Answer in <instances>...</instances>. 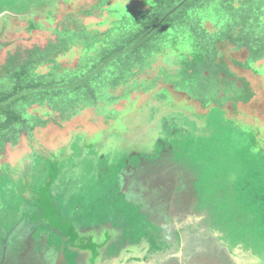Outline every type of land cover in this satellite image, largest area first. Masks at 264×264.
Segmentation results:
<instances>
[{"label": "rangeland", "instance_id": "374dc122", "mask_svg": "<svg viewBox=\"0 0 264 264\" xmlns=\"http://www.w3.org/2000/svg\"><path fill=\"white\" fill-rule=\"evenodd\" d=\"M94 1L0 0V10L4 12L3 15L0 13V21L7 17L14 20L15 24L27 19H30L31 25L35 24L30 26L35 31L29 34L20 28L16 30L17 33L10 36L5 34L1 39L0 72L8 50L14 51L12 48L39 45L43 49L55 37L53 33L56 28L76 31L78 27L73 21L92 25L101 22L106 13L99 16L93 10L91 17H85L88 15L83 13ZM133 4L130 1L125 4L118 1L113 6L125 11ZM261 21L263 24L256 26L248 23L246 27L254 31L245 28L241 34L245 37L249 34L258 38L262 36L255 46L264 50V16ZM14 23L7 21L9 29L14 28ZM205 26H209L208 23ZM98 28L103 30L105 26ZM211 33L213 36V31ZM171 43L173 47L174 43ZM241 45V41L234 44L224 41L215 45L216 62L225 69V72L220 73L221 76L229 75L237 81L245 77L246 73L237 65L245 57ZM2 52L5 55L2 56ZM76 57L63 55L59 64L74 68ZM117 63L122 65V61L111 60L105 67L107 75L115 72ZM159 65L160 62L155 66ZM258 72L264 74V68L258 69ZM159 75L160 72L154 68L143 73L139 77L141 80L144 78L155 84H150V90L146 93L139 90L129 100L117 101L112 107L115 112L110 118L101 102L94 105L85 102L81 106L82 111L71 116L52 112L49 100L43 104L33 102L32 113L38 119L24 116L22 129L11 126L4 133L19 131L18 144L21 145H8L0 160L4 166L0 170V220L3 225L8 228L19 218L26 224L33 210V199H27L26 182H22L27 179L19 182L10 179V172L19 167L27 152L35 169L28 175L29 191L33 195L47 196L51 211H55L47 221L50 228L41 225L40 234L53 238L51 242L54 244L60 240L56 236L59 234L57 231L64 227H73L72 232L78 233L80 228L84 233L89 228H96L92 220L83 225L80 221L85 215H90L93 206L81 204L85 197L95 201L100 197L104 216L94 221L100 226L108 224L107 220L117 226L131 224L128 219L126 222L123 217L119 218L114 213L116 209L110 207L113 203L108 202L106 194L112 187L114 190L110 195L114 192L111 197L115 199L121 197L123 200L127 196V201L140 203L144 198L142 201L145 204L140 206L141 214L145 219L162 225L157 229L153 227V236H143L151 242L152 249L147 250L141 260L121 261L123 264H237L240 260L238 264H252L251 259L256 258L263 262L264 132L258 135L254 126L246 128L239 114L243 110L231 109L234 104L243 108V103L257 96L253 89L256 83L246 80L240 85L236 81L241 95L235 102L225 103L224 99L216 102L217 94H211L206 95L205 99L210 98L213 102L196 103L186 101L188 99L183 93H179L172 84L161 81ZM251 76L253 80L257 79L253 74ZM169 81L173 83L175 79ZM102 82L100 87L109 85L113 92L118 91V87L107 83L106 79ZM76 96L71 95V98ZM39 108L50 110L52 114L42 119L36 112L44 114L45 110ZM24 145L30 149L33 147V150L25 152ZM42 168H46V171L43 172ZM15 172L18 177L12 179L27 176L23 168ZM232 186L243 190L237 194L238 198L229 196L233 194L229 192ZM229 201L235 207L228 208ZM76 206L80 209L78 212L75 211ZM3 207L11 211L9 214L14 213L11 219L4 220ZM105 213H110L111 219L105 217ZM40 217L43 218L39 212L36 216L32 215L34 222L41 220ZM157 231H164V235ZM76 238L69 240L70 234L66 233L62 241H65L66 246L67 240L71 242L69 244L75 245ZM91 239L90 236L82 240L80 238L81 242H90ZM122 245H118L116 252ZM117 254L114 253L113 257Z\"/></svg>", "mask_w": 264, "mask_h": 264}, {"label": "trees", "instance_id": "16d2710c", "mask_svg": "<svg viewBox=\"0 0 264 264\" xmlns=\"http://www.w3.org/2000/svg\"><path fill=\"white\" fill-rule=\"evenodd\" d=\"M118 1L134 4L124 11L113 6ZM87 9L83 12L88 15L85 17H91L93 10L99 16L103 13L107 15L94 25L73 21L78 27L76 31L56 28L53 33L55 38L48 41L46 48L35 45L33 48L24 46L12 49L14 51L8 50L0 72V153H4L8 145H18L19 131L4 133L11 126L22 129L24 116L31 119L36 117L31 109L33 102L43 104L49 100L52 112L66 116L81 112L85 102L93 105L101 102L110 118L115 112L112 107L117 101L129 100L139 90L146 93L150 90L149 85L155 84L154 81L149 83L139 78L151 68L160 72L161 81L172 84L178 91L185 92L200 103L204 100L213 101L205 99L206 95L211 94H217L216 102L219 99L229 100L221 96L229 93V87L233 88L232 101L235 102L241 95L240 87L231 76H221L220 73L225 72V69L216 62L215 45L224 41L231 44L241 41L243 49L249 51V59L256 62L264 59V50L255 46L262 36L258 38L249 34L248 40L241 34L248 23L250 26L263 24L264 0H95ZM206 23L209 26L206 27ZM99 26H105V29ZM31 29L30 26L27 28ZM171 42L174 43L173 47ZM63 55L77 56L76 66L63 67L59 64ZM111 60L122 61V65L117 63L115 72L107 75L104 69ZM158 62L160 65L155 66ZM237 65L246 68V64ZM173 78L175 82L170 83L169 80ZM104 79L118 87V91L113 92L109 85L100 87ZM243 79L239 78L237 83L243 85ZM71 95L77 96L71 98ZM39 109L45 110L44 114L36 112L42 119L52 114L45 108ZM242 191L232 186L229 192L233 194L229 196L238 198L237 194ZM34 196L37 198L31 204L36 206H33L25 229L26 233L33 229L35 236H38L42 229L35 228L41 225L50 228L47 221L55 211H51L47 196ZM227 206L235 207L232 201ZM37 212L43 218L34 222L32 215L36 216ZM123 219L127 222V218ZM12 224L8 227L9 233L17 228ZM71 231L69 226L64 227L57 231V236H64ZM74 237L70 235V239Z\"/></svg>", "mask_w": 264, "mask_h": 264}, {"label": "flooded vegetation", "instance_id": "af4514ba", "mask_svg": "<svg viewBox=\"0 0 264 264\" xmlns=\"http://www.w3.org/2000/svg\"><path fill=\"white\" fill-rule=\"evenodd\" d=\"M27 17H29V16H27ZM31 17H34V16H31ZM29 20L28 19L24 20V22L21 24H17V23L15 24L14 20L11 21V18L4 17L0 21V45L2 44L1 39L5 37V34H9V36L13 35V33L16 32V30L18 31V29H20V28L28 34L35 31V30H27V28L29 26H32L30 24ZM7 21L14 23L15 26L13 29L11 27H10L11 29H9V27H8L9 24H7ZM54 38H52V39H54ZM6 46H8V45H6ZM30 48H33V46ZM12 49L15 50V48H12ZM244 52H245L244 60L239 62L241 64H246V68H240V69H242V72L246 73L243 80L244 81L252 80L253 83H256V88H253V89L256 90L254 92L257 93V96H255V97L253 96V97H251L250 100L246 101L247 103H243L242 104L243 108H240L239 105L234 104L235 107L232 105L231 109L243 110L242 112L239 113L242 116L240 118L243 119L242 125H244L246 128H249V129H251V127L254 126L255 131L259 135V134L264 132V74L260 75L258 72V69L264 68V59L256 62L254 59L248 58L249 57V51L246 48L244 49ZM3 55H5L4 52H2V56ZM252 74L255 77H257V79L253 80V78L251 76ZM232 84L234 85V82ZM229 88H230L229 93L226 96H224V97L228 98L229 100H224L225 103H229V101H232V89L233 88L232 87H229ZM178 92L183 93L182 95L188 99L186 101H195L197 103L196 99L191 98L185 92H183V91H178ZM170 97H172L171 94H170ZM205 102H207V100L203 101V103H205ZM211 102H213V101H211ZM183 109L185 110V108H183ZM234 120L236 121V120H238V118H236ZM20 145L21 144L19 143L16 147H19ZM24 147H25V150H24L25 152L27 150L29 153V150L30 151L33 150V147H31V149L29 147L27 148V146H25V145H24ZM64 150H63V152H64ZM24 151L21 153H24ZM63 152H62V155L64 154ZM2 154H4V153H0V160H1ZM20 166H22V168L24 169V174H26L27 176H25L24 178L20 177L18 179H12L13 177L14 178L18 177L15 175L16 174L15 170L22 169ZM3 168H4L3 164L0 163V170H2ZM38 169L39 168L37 167L36 173L38 172ZM31 170L34 171L35 169H33L32 162H30V155H28L26 152V154H24V156H23L21 163H19V167L15 168L14 170H12L10 172V173H12L11 178H10L11 180H16L17 182H19V181L25 180V178L27 179V181H22V182H26L25 189L27 192H25V193L27 195L28 200L37 198L29 191L30 183L28 180L30 179V176H28V175H30ZM42 170H43V172L45 171L44 168H42ZM63 170H65V169H61L60 171H63ZM85 187H87V186H85ZM29 193H31L32 195H30ZM93 200L94 199L91 198V201H93ZM142 200H144V198L141 199V201H140L141 207H142V205L145 204V202H143ZM179 205H182V204H179ZM33 206L35 207L36 205L31 204L32 208H33ZM4 209H5L4 210V216L5 217L3 216L4 220H9V218L11 219L12 218L11 216H13L14 213L10 215L8 209H6V208H4ZM29 215H31V213ZM149 223L152 224L155 229H157L159 226L160 227L162 226V225L155 224V222L153 220H151V221L149 220ZM14 224L17 226V228L15 229V231H12L9 233V231H8L9 228H6L3 225L2 221L0 220V264H88V255L90 253L92 254V252L94 251L93 249H98L99 252L101 250H103L104 248L107 250L110 248V246L113 247L117 240L121 239V237L119 238V236H117L121 230L115 229V227L113 228L111 225H109L107 223H105V224L103 223L100 226L98 224V222H93V224L96 226L95 229L89 228L86 230L85 233L82 231H80V233L77 232L78 235H77L76 241L74 242L75 245L69 244V243H71L69 241L71 239H69L66 241L67 242V246H66L64 244L65 241L63 242L62 240H59L58 242L56 241V243L54 244V243L49 241V237H47V238L42 237L41 234H39L38 236H35V233L32 232L33 229L31 231L29 230L28 233H26L25 222L22 223L20 221V218H19V220L16 219V222H13L12 225H14ZM100 227H102V228H100ZM154 228L151 229V231H153ZM41 229H42V226H38L35 228V230H41ZM4 231H5V233H4ZM157 232H162V235H164V233H163L164 231H157ZM131 235L132 236L134 235L137 238L138 237L137 235H139V231L137 232V234H135L133 232V234L131 233ZM89 236L92 237L90 242H81L82 239L89 237ZM167 236H168V234H167ZM180 236L182 237V235H180ZM108 237H110V239H108V243H107ZM116 237H117V239H116ZM80 238H81V240H80ZM109 242H111V243H109ZM182 243H183V241H182ZM59 244H60V247H59ZM104 245H106L107 247H105ZM64 246H66V248ZM88 247H90V249H89L90 253H88L89 250L87 251ZM127 247L128 246L126 245V246L120 248V250L118 252L115 251V253H119L116 255V257L118 256V258L112 257L111 259L115 258V260L118 261L121 258L122 253L126 254V252H124V250L127 249ZM133 247H135L136 249L137 248L141 249L139 251V255L136 256L138 258V260H141L142 256L145 255L147 250L152 249V244H151V242L149 243L148 240L145 239V237L140 235L138 244L136 246H133ZM80 248L81 249L83 248V249L81 250ZM145 249H146V251H145ZM69 251H71L75 255H72L69 257ZM122 259L119 260L121 264H123V262H121V261H123ZM90 260H89L90 264H96V259L93 258V255L90 258ZM102 262H103V258H101L100 264ZM240 262H241V260L239 262H237V264Z\"/></svg>", "mask_w": 264, "mask_h": 264}, {"label": "crops", "instance_id": "0c3cea01", "mask_svg": "<svg viewBox=\"0 0 264 264\" xmlns=\"http://www.w3.org/2000/svg\"><path fill=\"white\" fill-rule=\"evenodd\" d=\"M83 188H84V186L82 187V189ZM109 188H110L109 189L110 192L106 194V198H107L108 202H110V204L113 203V206H110V207H112L113 210L116 209V212H114V213L117 214L118 217L123 215L122 217L127 218L132 223L126 224L125 226L118 224V226H117L116 223H113V222L111 223V221L107 220L108 224L111 225L113 228L115 227V229L121 230V227L122 228L124 227L123 228L124 232L120 231V233L117 235V236H119V238L121 237V239L117 240L115 245L113 247L110 246V248L107 250L104 248L105 250L103 249L99 252L98 249H93L94 251L92 252V254L90 253V250H89L90 247H88L87 251L89 250L88 253H90L88 255V264H90L89 260L92 257V255H93V258L96 259V264H100L101 258H103V262L101 264H121L119 260L122 258H123L122 259L123 262L128 261V259H135V258H137L136 256L139 255V251L141 249H139V248L136 249L133 246H136L138 244L140 235L148 237L151 235L153 236V234H154V233H152L153 231H151V229H153L154 226L152 224H150L149 220L145 219L144 216L141 214V207H140L141 203H138L137 201H131V200L127 201V196L123 200L121 197L115 199V197H111L112 195H114V192L110 195L111 191L114 190V188H112V187H109ZM71 197L73 198V194L71 195ZM85 198L86 199H82L81 204L87 203L88 206H90V205H93V206L90 209V215L87 214V216L85 215L80 220L82 222V225L84 222H86L88 220L89 221L92 220V222H94L100 216H104V214H103L104 209H103L100 197L97 198V201H95V200L91 201V198H89V197H85ZM71 206H73V204H71ZM117 208H120V209H117ZM82 209H84V207H82ZM78 210H80V209L76 206L75 211L78 212ZM81 212H83V211L81 210ZM109 216H110V213H105V217H109ZM122 217H119V218H122ZM138 218H140L141 220H138ZM109 219H111V217H109ZM117 227H119V228H117ZM72 230H73V228H72ZM79 230L82 231L81 228ZM138 231H139V235H137L138 236L137 238H136V236L131 235V233L133 234V232L135 234H137ZM32 232H34V231H32ZM69 234L71 236H74V235L77 236L78 235L77 231L76 232L71 231V232H69ZM59 238H60V240H62V236ZM52 239H49V241L51 242ZM108 239H110V237L107 238V243H108ZM116 239H117V237H116ZM57 242H58V240H57ZM111 242H109V243H111ZM148 242H150V241H148ZM122 244H124V246H126V245L128 246L127 249L124 250V252H126V254L122 253L121 258L118 261L111 259L114 255L116 249L118 248V245L121 246ZM124 246L122 245V247H124ZM105 247H107V246L105 245ZM145 251H146V249H145ZM72 255H75V254L72 253L71 251H69V257ZM251 260H252L253 264H261V263L264 264V260H263V262L261 260L259 261L257 258L255 260H253V259H251Z\"/></svg>", "mask_w": 264, "mask_h": 264}, {"label": "water", "instance_id": "95a60500", "mask_svg": "<svg viewBox=\"0 0 264 264\" xmlns=\"http://www.w3.org/2000/svg\"><path fill=\"white\" fill-rule=\"evenodd\" d=\"M2 13H4V12H2ZM2 13H1V14H2ZM2 15H3V14H2ZM10 16H12V15H10ZM0 17H1V16H0ZM12 17H14V16H12Z\"/></svg>", "mask_w": 264, "mask_h": 264}]
</instances>
